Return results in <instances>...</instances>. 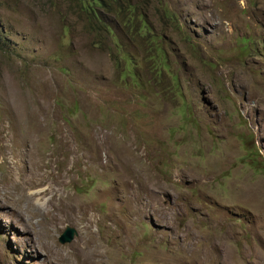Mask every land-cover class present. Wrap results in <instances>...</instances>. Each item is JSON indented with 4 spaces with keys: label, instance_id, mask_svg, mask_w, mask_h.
Wrapping results in <instances>:
<instances>
[{
    "label": "rangeland",
    "instance_id": "1",
    "mask_svg": "<svg viewBox=\"0 0 264 264\" xmlns=\"http://www.w3.org/2000/svg\"><path fill=\"white\" fill-rule=\"evenodd\" d=\"M145 18L0 0V264H264V0Z\"/></svg>",
    "mask_w": 264,
    "mask_h": 264
},
{
    "label": "trees",
    "instance_id": "2",
    "mask_svg": "<svg viewBox=\"0 0 264 264\" xmlns=\"http://www.w3.org/2000/svg\"><path fill=\"white\" fill-rule=\"evenodd\" d=\"M83 6V9L87 15V17L91 21L92 28H95L97 32V36L103 39H97L99 41V45L103 44V40L110 37L111 35H115V32L110 25L113 23L118 25L117 22L123 20L126 16L136 15L139 17L140 24L143 27L147 26V20L145 18V11L150 2V0H77ZM107 15L111 16L112 20H107ZM165 18H170L171 15L166 10L163 12ZM149 31H150V27ZM152 28V27H151ZM96 36V37H97ZM147 39H151L150 35L144 37V41ZM7 37L5 35L4 30L1 28V21H0V52H4L7 48ZM95 41V44H96ZM156 51H159L160 45L158 41L155 43L153 47ZM120 48L117 47L116 51H119ZM115 62H118L120 59L117 54L115 53L113 56ZM122 59L124 62H130L131 58L128 57L124 51H122ZM127 62V63H128Z\"/></svg>",
    "mask_w": 264,
    "mask_h": 264
},
{
    "label": "water",
    "instance_id": "3",
    "mask_svg": "<svg viewBox=\"0 0 264 264\" xmlns=\"http://www.w3.org/2000/svg\"><path fill=\"white\" fill-rule=\"evenodd\" d=\"M77 231L74 227L66 226L65 229L58 236V241L60 243L70 242L74 236H76Z\"/></svg>",
    "mask_w": 264,
    "mask_h": 264
},
{
    "label": "bare ground",
    "instance_id": "4",
    "mask_svg": "<svg viewBox=\"0 0 264 264\" xmlns=\"http://www.w3.org/2000/svg\"><path fill=\"white\" fill-rule=\"evenodd\" d=\"M12 181V180H11Z\"/></svg>",
    "mask_w": 264,
    "mask_h": 264
}]
</instances>
